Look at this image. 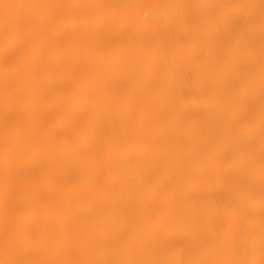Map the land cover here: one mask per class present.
<instances>
[{
    "label": "snow or ice",
    "instance_id": "obj_1",
    "mask_svg": "<svg viewBox=\"0 0 264 264\" xmlns=\"http://www.w3.org/2000/svg\"><path fill=\"white\" fill-rule=\"evenodd\" d=\"M0 264H264V0H0Z\"/></svg>",
    "mask_w": 264,
    "mask_h": 264
},
{
    "label": "bare ground",
    "instance_id": "obj_2",
    "mask_svg": "<svg viewBox=\"0 0 264 264\" xmlns=\"http://www.w3.org/2000/svg\"><path fill=\"white\" fill-rule=\"evenodd\" d=\"M27 2V0H26ZM39 2H108V3H256L259 4L260 0H39ZM137 19V23L141 26L151 24L154 12L152 9L142 8L132 10ZM258 12V9H257ZM257 47L259 44V34L256 36ZM259 147V130L257 128V153ZM258 155H257V168H258Z\"/></svg>",
    "mask_w": 264,
    "mask_h": 264
}]
</instances>
